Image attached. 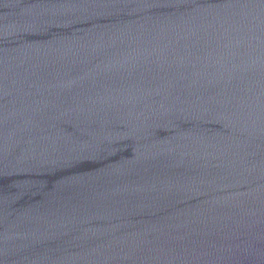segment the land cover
Masks as SVG:
<instances>
[{
  "label": "water",
  "instance_id": "obj_1",
  "mask_svg": "<svg viewBox=\"0 0 264 264\" xmlns=\"http://www.w3.org/2000/svg\"><path fill=\"white\" fill-rule=\"evenodd\" d=\"M0 264H264V0H0Z\"/></svg>",
  "mask_w": 264,
  "mask_h": 264
}]
</instances>
